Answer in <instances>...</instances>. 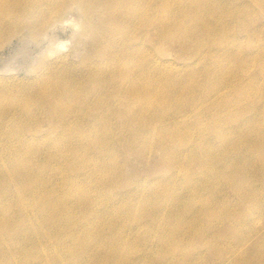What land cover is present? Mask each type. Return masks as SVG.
Here are the masks:
<instances>
[{
  "label": "bare ground",
  "instance_id": "6f19581e",
  "mask_svg": "<svg viewBox=\"0 0 264 264\" xmlns=\"http://www.w3.org/2000/svg\"><path fill=\"white\" fill-rule=\"evenodd\" d=\"M232 1L0 0V34L21 27L28 32L27 38L37 41L55 28L52 26L63 19L66 6L72 4L81 12L83 37L90 41L87 55L79 63L65 59L41 63L35 77L39 80L37 98L25 101L30 116L36 109L31 110L32 105L44 112L51 133L57 136L54 140L51 136L52 141L42 145L49 134H33L32 128L30 136H23L19 117L15 122L0 116V264H40L42 258L55 252L56 262L71 264L77 250L86 249L84 254L95 256L97 253H91L95 247H107L129 257V262L119 258L116 264H139L130 250H124L131 246L140 251L141 239L151 242L153 253L175 255L180 247L184 253L181 264L209 261L210 253L215 260L223 255V241L229 240L231 232L222 235L216 230L219 221L210 220L213 209H229L224 199L228 189L240 204L251 203L255 209L262 203L264 190V118H260L264 115V82H259L260 78L264 80V32L261 28L249 29L245 21L244 26L236 25L238 20L249 18L246 7L264 11V0H246L238 6L234 2L239 0ZM237 29L247 34V52ZM151 37L156 42L155 53L163 55L166 46L176 44L182 51L195 48L193 57L197 60L179 66L171 59L155 57L148 45ZM167 39L171 44H166ZM255 42L258 44L250 52ZM197 63L201 67L196 68ZM167 120L174 124L169 131L161 126ZM31 121L42 122L36 115L30 117ZM152 129L160 132L161 153L155 167L168 176L156 179L159 184L148 192L138 185L135 193L144 192L140 207L130 202L122 215L124 219L141 212L133 222L144 228L143 237L139 241L137 236L131 237L134 228L123 225L120 243L104 242L100 229L112 218L106 213L113 210L111 200L117 197L112 189H117L116 182L121 185L123 177L117 159L116 144L120 140L115 143L113 135L117 131L133 134V141L121 140L131 148L135 143L142 146L143 132ZM233 134L240 139H229ZM66 143L76 145L69 147ZM33 144L40 146H29ZM46 150H52L47 153L48 161H38V153L46 154ZM152 151L149 148L144 155L140 149L138 155L145 159ZM176 175H180L179 181ZM55 176L60 177L59 191L52 187ZM69 205L77 209H67ZM74 213L82 214L80 221ZM204 221L211 229L205 235L201 234ZM114 235L112 231L110 236ZM153 235L159 239L157 245L150 240ZM190 240L199 241L205 253H186ZM43 243H49L53 250L46 253ZM66 249L71 252L66 254ZM244 250L231 248L224 253L225 259L215 264L226 260L256 264ZM153 253L142 251L149 260ZM97 256L94 264H106L102 253ZM167 258L171 261L154 264H175L179 260Z\"/></svg>",
  "mask_w": 264,
  "mask_h": 264
},
{
  "label": "rangeland",
  "instance_id": "374dc122",
  "mask_svg": "<svg viewBox=\"0 0 264 264\" xmlns=\"http://www.w3.org/2000/svg\"><path fill=\"white\" fill-rule=\"evenodd\" d=\"M42 1H47V0H42ZM245 1L246 0H239L238 2L235 1L234 3L237 4V6H238L241 3H244ZM224 2L229 4V2H233V1L232 0H224ZM75 7L72 4L67 5L65 8V11H64L66 13H64L63 19L59 20L57 22V24L52 26L55 28L51 27L52 28L51 30H49V31H47V33L43 34V37L41 36L38 39L39 41L37 39H36L37 41H35V38L32 41V37L29 36L28 38H29L30 43L29 42L25 43L28 40L27 35H29V34H28V32H26V30L24 33L21 30V27H19V29L13 27L15 30L13 28H11L10 31L8 30L9 34L6 32L0 34V36H1L0 37V45H1V47H0V113H1V115L0 116L2 117V119L4 118L3 119L4 121L12 120V121L16 122L19 119V121H21L20 124L24 126V127H22L23 129L21 130V133H20L23 136H30L31 131H29V130H33L32 128L35 129V130H33L34 132L32 131L33 134L37 133V132H40L42 135H45L46 133H47L46 135L49 134L47 136V138H45V140L43 141L42 145H48L49 142L54 140L57 136L55 133L54 134L51 133L52 126L50 125L49 122H47L46 118L44 117V115H43L44 112L38 111L39 109H37V107L32 105L31 110H33L34 108H36V109H34L31 116L32 115L33 116L36 115V117L40 116V119L42 121V122L39 121L38 123L36 122V124H35L34 121L30 122L31 116H30V114L26 113L24 105H25V101L28 100V98H30V99H33V98L36 99L37 98V92H38V90H37L38 86L37 85H38L39 80H37V78H36L37 81H35V77H37L36 75H38L40 73V70L42 69L41 63L44 64V62L47 63L48 61L51 63V62H55L56 60L58 62H60L63 59L72 61L74 63H79L81 61V58L83 59L87 55V47H88V44H90V41L83 37V18L81 20V12L78 8H77V10H75ZM245 10L246 11L249 10L250 16H249V18H243V19L238 20L237 24H236L237 27H240L239 25L244 26V21H245L247 23L249 29H253V28L260 29L261 28V30L264 32V11L261 12L257 8L252 9V6L246 7ZM72 22H73V24H72ZM77 25L80 28L77 27ZM11 30L13 31L14 34L11 32ZM19 33L22 35V37H21V35L20 36L16 35ZM236 34H237L238 38L240 39V41L243 43V47H244L243 51L247 52L249 49V47H248L249 46V44H248L249 39H247L248 37H247L246 32H243V31L237 29ZM4 35H6V36H4ZM7 35H9V36H7ZM16 36H18V39H16ZM5 37L6 38L9 37V38L6 39ZM30 37H31V39H30ZM21 38H23L24 40H22ZM152 38L153 37L150 38V42L148 45L150 46V52L152 51L151 53H153L151 55H154L155 57H162V58L164 57V58L171 59V60L175 61V63H177L179 66L183 65V64L192 63V62H195L197 60V58L193 57L195 52H196L195 48L189 47L188 49H185L182 51V49H180V47H178L176 44L173 47L166 46V48L163 51V55L159 54V53H155L156 42L154 40H152ZM11 39H12V41H11ZM257 39L258 38H256V40ZM7 40L11 43H7L8 42ZM15 40H17V41H15ZM19 40H20V42H18ZM43 40H45V41H43ZM34 41L37 44V46L34 43ZM262 41L264 44V34L262 36ZM21 42H22V45H21ZM31 42H33V43H31ZM1 43L3 44V46ZM6 43L8 45H6ZM166 44H171V41L167 39ZM257 44L258 43L255 42L254 43L255 46H253V45L250 46V47H252L250 52H254ZM45 45L47 47L48 46H51V47L46 48ZM77 46L79 48L78 51L76 48ZM85 46H86V48H85ZM2 47H3V49H1ZM262 47L263 46L261 45V49H262ZM22 48L25 50H23ZM74 48H75V51H74ZM41 51H42V53H41ZM75 53H77V54H75ZM85 53H86V55H85ZM40 54L41 55L43 54V55L41 56ZM50 54H52V55H50ZM48 55H50V56H48ZM13 59H15V60H13ZM194 66H196V68L201 67L200 64H198V65L195 64ZM260 80H261V78L259 79V82H260V84H262L264 82V80L263 79L261 81ZM262 85L264 86V84H262ZM35 89L37 90V92ZM31 96H34V97L31 98ZM235 98L238 99L237 97H234V99ZM33 104H35V103H33ZM257 104L261 105L262 102H260V103L257 102ZM235 112H238V110L237 111L235 110ZM246 113H247L246 115H250L247 112V110H246ZM13 116H14V118H13ZM17 117H19V118L17 119ZM43 118H44V120H42ZM260 118L261 119L264 118V115L260 114ZM191 119L193 120V118H191ZM191 119H189V122L192 123ZM28 124H30V125H28ZM155 124L157 125V123H155ZM155 124L153 126H155ZM160 124H161V122H160ZM173 125H174L173 123L170 124V121L167 120V121H165V124H163L161 126H163V127L166 126L167 127L166 131H169V128L173 127ZM83 126L85 127V124ZM158 127L160 128L159 124L157 125V128ZM15 129L17 132L18 128L15 127ZM194 131L196 132L197 130H194ZM121 132L122 131L115 132L114 133L115 136L113 135V137L115 138V143L118 140H120L119 145L116 144V146L119 149L117 159H118L120 166L122 168V173H123L122 176L123 177H122L121 185L119 186V184L116 182V188L117 189H112V193L117 197H115L114 199L111 200V202H112L111 204H113V206H114V208H112L113 210L109 209L106 212V213L111 214L112 218L107 219L103 223L102 229H100L99 236L101 238L105 237L104 242H106L108 240H112L114 243L115 242L120 243L121 239L123 238V234L120 231V227L123 225L134 228V231H133L131 237L133 235L137 236L138 241L141 239V237H143L142 236L143 235L142 230L144 228L141 229L139 227V223L133 222V219H137L140 216L141 212L139 211V213H137L136 215H135V213H133L131 215H126V216H124V219H123L122 215L124 213V206L129 205L130 202H133L137 208L140 207L142 202H140L139 199L144 194V192L145 191L148 192L153 187L154 188L157 187V185L159 184L158 179H161L162 177L168 176L165 171L163 172L161 170H158L155 167L156 166L155 163H157V161H159L160 153H161V151L159 150V147H158V143L160 142L159 130L152 129V130L145 132V133L142 131L143 135H144V140H142L140 143L142 146H139V145L137 146L138 143H135V147L133 146L134 148L133 147L130 148L129 146H127V144H124L123 141L121 142V140H123L124 138L129 140V141L130 140L133 141L132 138L134 137V135L131 133H128V132H125V133H121ZM76 135H77V133H76ZM208 135H209V133L206 134V136H208ZM51 136L53 137V138H51L52 140H50ZM77 136H79V135H77ZM229 139H234L235 141H238L240 139V137L238 134H233V135L229 136ZM143 142H145L147 147H145V148L143 147V144H144ZM70 144L71 143H69V145H68V143H66V146L68 145L69 147H71V146L75 147V145H76L75 143H74V145L73 144L70 145ZM34 145L36 147L40 146V145H36V144L29 145V146L35 147ZM45 147L47 148V146H45ZM149 148H152V150H153L151 156L148 158L146 156L145 159H142L141 156L138 155L139 150L142 149L144 152V155H148L145 153H147V150ZM1 149H2V145H0V152H1ZM47 151L48 150H46V152H45L46 154L38 153V155H37L38 158H36V159H38V161H40V162L48 161V159H46L47 153H49L52 150H49L48 152ZM126 151H128V152H126ZM44 155H45V157H44ZM124 157H125V159L123 160ZM33 162L31 164H33ZM51 164L55 165V163L53 161H51ZM175 177H176V179H178V181L181 179L180 175H176ZM53 179L58 184L55 182L52 187H54V189L57 188L56 190L59 191L60 186H61L60 177L55 176ZM156 179L158 181H156ZM81 180H84V179L82 178ZM138 185L145 188L143 193H135L136 188H138ZM258 185L260 186V184H258ZM68 190H69V188H66V192H68ZM105 191H110V189H106ZM122 193H124V194H122ZM226 193H227V196H225L224 199H225V201H228L229 209H223L221 207L218 209H213L215 214H214V217L210 218L211 221L215 220V219H217L219 221L218 225H216V228H217L216 230L220 234H222V235L226 234L227 231L231 232L230 233L231 236H230L229 240L223 241L225 243V244H223L224 251L227 252L231 248L241 247L242 250L245 249L244 251L250 252V253L248 252V254L251 255L250 258L252 257L251 259L253 261L256 260V262H254V263L264 264V190H262V192H261L262 200H260V201L262 203L259 206V207H262L263 209H258L259 207L254 209V206H252L251 203L246 204V205L240 204L237 196L234 194V192L231 189H228V191L226 190ZM146 195H147V193H146ZM143 197H145V196H143ZM251 208H253V209H251ZM67 209H77V208L71 207V205H69L67 207ZM104 210H107V209H102L101 212H103ZM217 215L220 217V219L217 218ZM73 216L76 218L77 221H80L82 218L81 213H74ZM122 219H123V221H122ZM205 223H206V221L203 222V228L201 231V234H204V235L207 234V231L210 229L209 226H205ZM138 227H139V229H137ZM254 229L255 230L258 229V230L255 231ZM262 229H263V231H262ZM112 231L115 233L114 236H110V233ZM210 231H211V229L208 231V233ZM173 232L175 233V231H173ZM258 232H260V233H258ZM80 234H79L78 240H77L78 243H80V240L82 237V235H80ZM243 235H245V237L247 239L246 242H244ZM247 236H248V238H247ZM153 237H155V236L153 235L151 237L152 239H150V240L152 242H154L155 245H157V243L159 242V239L156 237H155L156 238L155 239ZM236 238H240V240L243 242L236 241L235 240ZM139 243H140V245H139L140 251H138V248L132 249L131 246L124 250V252L130 250V254L132 255V258L135 259L134 261L139 262V264H154V262H164L165 263V262L171 261V259H168L167 257L178 258L179 260L176 261L175 264H181V262L183 261L182 257L184 255V253L180 252V247L177 248L175 255H163V253H160V251L154 252V253H153V251H151V247H150L151 242L148 243L147 241H142V239H141L139 241ZM141 244H143V245H141ZM144 244L147 246H144ZM255 245H259V246L255 247ZM43 246L45 247V249H48L47 251L45 250L46 253L53 250V249H51V246L49 243H43ZM141 250L146 252L147 254L153 253L152 259L149 260L146 257H144L146 254L143 256ZM204 250L206 251V248H203L199 241L196 242L194 240L193 241L190 240L188 242V249H187L186 253L190 252L192 255L193 254L195 255L197 253L195 251H199V252L203 251V253H205ZM85 251H86V249H84V251L77 250V253L74 254V256L72 257L71 264H94V262H96V260L98 258L97 255L99 253H102L103 259L104 258L106 259V261H105L106 264H116L115 260H118L119 258H125V259L127 258L124 263L129 262V260H128L129 257L127 255H124L123 253H120V252H113L111 249H108L107 247L105 249L104 248L102 249L101 247L92 248L91 253L92 254L97 253L95 256H91V255L88 256V255L84 254ZM70 252H71L70 249H66V254H68ZM179 252H180L181 256L179 255ZM56 253H58V252H55L49 258H47V257H46V259L42 258V261L40 264H62V263L56 262L54 260V256L56 255ZM224 253L222 256L226 257V255H224ZM63 255H64V253L62 254V256ZM222 256L217 257V259L215 260L216 257L210 253L208 255L209 261H204L202 259V260H199L198 264H215V263L220 262V260L225 259V257L223 258ZM140 258H143V259L141 261H138ZM237 258L239 259V257H237ZM240 259H241V257H240ZM227 263L233 264L234 262L232 263V262H229V260L228 261L226 260L224 264H227ZM64 264H66V263H64Z\"/></svg>",
  "mask_w": 264,
  "mask_h": 264
}]
</instances>
